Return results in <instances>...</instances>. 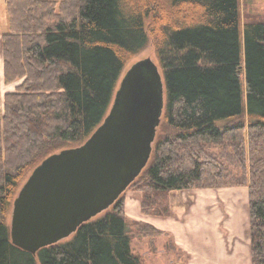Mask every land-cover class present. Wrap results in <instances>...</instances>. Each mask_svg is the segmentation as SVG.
<instances>
[{"label":"trees","instance_id":"obj_1","mask_svg":"<svg viewBox=\"0 0 264 264\" xmlns=\"http://www.w3.org/2000/svg\"><path fill=\"white\" fill-rule=\"evenodd\" d=\"M4 8L3 82H20L0 108V264H37L11 241L19 187L44 158L84 143L150 39L167 101L150 162L103 214L42 247L41 264H141L124 217L127 189L140 191L145 213L166 215L170 190L226 185L247 188L250 261L264 264V15L242 23L239 0H4ZM135 224L142 241L163 234Z\"/></svg>","mask_w":264,"mask_h":264},{"label":"water","instance_id":"obj_2","mask_svg":"<svg viewBox=\"0 0 264 264\" xmlns=\"http://www.w3.org/2000/svg\"><path fill=\"white\" fill-rule=\"evenodd\" d=\"M121 80L84 143L44 158L19 187L9 221L17 247L36 254L58 241L111 205L139 173L162 117L159 68L152 58L139 59Z\"/></svg>","mask_w":264,"mask_h":264},{"label":"rangeland","instance_id":"obj_3","mask_svg":"<svg viewBox=\"0 0 264 264\" xmlns=\"http://www.w3.org/2000/svg\"><path fill=\"white\" fill-rule=\"evenodd\" d=\"M253 1L255 2V0H239L242 23L244 18L250 14L264 15V0H261V5H258L254 13L251 12ZM7 24L8 16L5 12L4 0H0V32L8 29ZM147 44L124 66L113 91V98L108 110L113 104L122 81L121 78L128 67L141 58L149 57L159 68L164 101L161 116H164L167 106L164 68L160 65L156 55L153 40L150 39ZM1 53L2 50H0V55ZM1 82L0 104L1 95L14 90L20 81L4 85ZM155 139L154 136L151 148ZM152 150L146 154L141 171L149 164ZM168 194L169 213L166 215L145 213L141 207L142 195L135 187L127 189L123 194L124 217L132 234L131 249L139 255L141 264H251L246 187L226 185L215 188L180 189L170 190ZM105 210L107 209L102 208V210L94 212L88 219L98 217ZM9 218L10 215L8 220ZM138 221L149 222L163 231V234L158 238L153 237L156 248L151 251V254L148 249H151L154 239L147 238L142 241V237L135 234V222ZM75 231L68 232L59 238V241L70 239ZM154 253H156L154 256L148 255ZM35 255L37 264H41L38 252ZM153 258H155V262Z\"/></svg>","mask_w":264,"mask_h":264},{"label":"crops","instance_id":"obj_4","mask_svg":"<svg viewBox=\"0 0 264 264\" xmlns=\"http://www.w3.org/2000/svg\"><path fill=\"white\" fill-rule=\"evenodd\" d=\"M258 5H261V0H255V2L253 1V5L251 6V9H252V13H254V11H256V8L258 7ZM1 58H0V81H2V85H4V82H3V61H2V53H1ZM4 94V93H3ZM3 94L1 95L2 97V101H1V104H0V108L2 107V104H3Z\"/></svg>","mask_w":264,"mask_h":264},{"label":"flooded vegetation","instance_id":"obj_5","mask_svg":"<svg viewBox=\"0 0 264 264\" xmlns=\"http://www.w3.org/2000/svg\"><path fill=\"white\" fill-rule=\"evenodd\" d=\"M141 59H143V58H141ZM138 61H139V60H138ZM136 62H137V61H136ZM134 63H135V62H134ZM131 65H132V64H131ZM131 65H130V66H131ZM130 66H129V67H130ZM129 67H128V69H129ZM127 71H128V70H127ZM127 71L125 72V74L127 73ZM125 74H124V75H125ZM124 75H123V76H124Z\"/></svg>","mask_w":264,"mask_h":264}]
</instances>
